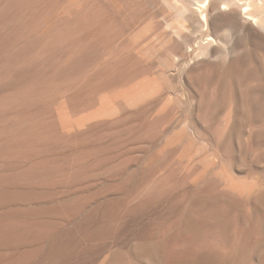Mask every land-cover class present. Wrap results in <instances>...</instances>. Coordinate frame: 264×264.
<instances>
[{
    "label": "rangeland",
    "instance_id": "rangeland-1",
    "mask_svg": "<svg viewBox=\"0 0 264 264\" xmlns=\"http://www.w3.org/2000/svg\"><path fill=\"white\" fill-rule=\"evenodd\" d=\"M176 24L160 0H0V264H264V31L194 60L206 29L188 51Z\"/></svg>",
    "mask_w": 264,
    "mask_h": 264
},
{
    "label": "bare ground",
    "instance_id": "bare-ground-1",
    "mask_svg": "<svg viewBox=\"0 0 264 264\" xmlns=\"http://www.w3.org/2000/svg\"><path fill=\"white\" fill-rule=\"evenodd\" d=\"M163 4H165L168 8H170L172 11H174L176 19H177V24L176 27L173 30V36L176 37L177 41L178 39L181 40V44L182 46H187L188 42H187V37L185 38V33L183 35V31L185 30L184 27V23L185 22H190L192 24H194V28L195 29H201L202 27L205 28L201 29L204 30L205 33L201 32L202 36L197 37L196 39H193L194 41L197 40L200 41L198 44H196V47L193 46L195 48L194 52L197 53L196 57L199 56L198 54L205 55V57L209 58V56H207V53L210 47H213V50L215 48V52H216V48H219L220 51L222 50L224 52V54L222 55H230L229 53H226V48L224 49L223 46L225 45H232L231 42L233 43V35L234 33H238L240 32L241 36L244 34L247 35L248 31L252 28L251 25H255L258 26V28H260L261 30L264 31V0H160ZM93 2V1H92ZM44 3V2H43ZM41 4V3H40ZM73 5V4H72ZM40 7V6H39ZM42 10V9H41ZM40 11V10H39ZM84 11V10H83ZM82 11V12H83ZM257 11H259V13H257ZM81 14V13H80ZM79 16V15H78ZM87 17V16H86ZM223 17V18H221ZM225 17V18H224ZM76 18V17H75ZM62 19V18H61ZM263 19V20H262ZM75 21V19H73ZM72 20V21H73ZM21 21V20H20ZM71 21V20H70ZM15 22V21H14ZM69 24V23H68ZM64 25V24H63ZM106 25V24H105ZM191 25V24H190ZM103 27V26H102ZM201 27V28H200ZM251 27V28H250ZM46 30V29H45ZM44 30V31H45ZM153 30V28H152ZM196 31V30H194ZM252 32V30H250ZM249 31V32H250ZM255 31V30H254ZM171 33V31H170ZM191 33V32H190ZM49 34V33H48ZM237 35V34H236ZM249 35L248 34V39H249ZM253 35V34H252ZM188 36V35H187ZM195 36V35H194ZM189 37V36H188ZM190 38H188V40L190 41ZM234 38V37H233ZM247 38V36H246ZM251 38V36H250ZM200 39V40H199ZM27 40V39H26ZM175 40V41H176ZM191 40V41H193ZM258 40V39H257ZM190 41V42H191ZM240 42V41H239ZM255 42V40H254ZM178 43V42H177ZM195 43V42H194ZM192 42L191 45L194 44ZM256 43V42H255ZM254 43V44H255ZM179 44V43H178ZM235 44V42H234ZM78 45V44H77ZM228 45V47H229ZM236 45V44H235ZM181 46V45H180ZM256 46V45H255ZM190 47V46H189ZM231 47V46H230ZM184 48V47H183ZM182 48V49H183ZM188 48L185 47V49ZM240 48V47H239ZM183 49V50H185ZM189 49V48H188ZM191 50L193 48H190ZM188 51H191V50ZM217 49V50H219ZM229 49V48H228ZM227 49V50H228ZM211 50V49H210ZM186 51V50H185ZM184 52V51H183ZM220 52V53H223ZM230 52V51H227ZM150 53V52H149ZM192 54L191 52H187V54ZM219 53V54H220ZM185 54V53H184ZM210 54V52H209ZM214 54V52H213ZM216 54V53H215ZM214 54V55H215ZM218 54V52H217ZM219 54L217 55L218 58ZM203 55V56H204ZM221 55V60H223L222 58L224 56ZM151 56V55H150ZM211 56V55H210ZM225 56V58H226ZM184 58V56H182ZM182 58V60H183ZM192 58V57H191ZM211 58V57H210ZM229 58V57H227ZM142 59V58H141ZM147 59V58H146ZM188 61L189 58H187ZM203 59V58H202ZM201 59V60H202ZM139 60V59H138ZM143 60V59H142ZM193 60V58H192ZM193 60V62H194ZM200 60V59H199ZM225 60V59H224ZM232 60V58H231ZM230 60V61H231ZM229 61V59H228ZM194 64V63H193ZM229 64V63H228ZM189 65V64H188ZM76 66V65H75ZM230 66V65H229ZM188 67V66H187ZM225 68V67H224ZM229 68V67H228ZM119 70V69H118ZM103 72V71H101ZM234 77V76H233ZM149 78V77H148ZM98 79V78H97ZM198 80V79H197ZM144 88V87H143ZM143 88H139L137 90L134 91H130L127 94V97L124 99V103L125 104H129V103H135L137 102L139 99L142 98L143 93H148V91H146ZM125 89V88H124ZM202 89V88H201ZM253 91V90H252ZM143 92V93H142ZM240 96V95H239ZM237 97V96H236ZM243 101V100H242ZM120 102V101H119ZM224 103V102H223ZM117 104V103H116ZM115 104V105H116ZM242 105V104H241ZM254 105V104H253ZM221 106V105H220ZM217 108V107H216ZM239 109V108H238ZM115 110L114 106H109L107 107L106 112L108 113H112ZM119 111V110H118ZM236 111V109H235ZM217 113V112H216ZM236 113V112H235ZM237 114V113H236ZM254 114V113H253ZM246 115V114H245ZM236 116V115H235ZM234 117V116H233ZM255 117V116H253ZM260 117V116H259ZM231 114L229 113V115L227 116V125L231 119ZM255 119V118H254ZM158 127V126H157ZM192 129V127L190 128ZM189 130V129H188ZM194 131V130H193ZM193 131H191L193 133ZM248 132V131H247ZM191 134V133H190ZM189 136V135H188ZM195 136V134H194ZM196 139V137H193ZM258 138V137H257ZM189 139V138H188ZM203 141V140H202ZM201 141V143H202ZM182 142V141H181ZM231 143V142H230ZM253 143V142H252ZM199 144V143H198ZM232 144V143H231ZM239 144V143H238ZM203 145V144H201ZM205 145V143H204ZM208 145V144H206ZM210 145V144H209ZM227 146V144H225ZM194 146V145H193ZM225 146V147H226ZM202 147V146H200ZM206 147V146H205ZM212 147V146H211ZM210 147L209 150V154L210 157L212 156L213 159L215 160V169H216V174L218 173V175H221L222 177V183L224 184V186H226L228 188V190L230 189L232 192L237 193L239 196H253L256 194L258 195V189H259V182L256 179H247V180H243V181H237V182H233L232 178L230 177V173L228 174L226 172V168H228V165L225 164L224 157L221 155V153L218 150L212 149ZM224 147V146H223ZM209 148V147H208ZM226 148H224L225 150ZM207 150V149H206ZM222 150V149H221ZM204 151V150H203ZM197 152V151H196ZM227 153V152H226ZM224 154V152H223ZM228 155V153L226 154ZM227 157V156H225ZM246 157V156H245ZM180 158V157H179ZM229 159V158H227ZM210 161V159H209ZM227 162V161H226ZM251 162V161H250ZM228 164V163H227ZM213 167V166H212ZM228 171V169H227ZM226 172V173H225ZM226 174V175H225ZM204 175V174H203ZM213 175V174H212ZM232 176V175H231ZM217 177V176H216ZM234 178V177H233ZM245 179V178H243ZM235 180H237L235 178ZM240 180V179H239ZM262 182V181H261ZM223 186V187H224ZM194 190V189H193ZM261 192V191H260ZM263 193V191H262ZM262 193H260V195H258V197H260L261 199L263 198V201L261 204V206H263L264 209V193L262 195ZM216 197V196H215ZM257 197V198H258ZM255 198V199H257ZM260 198H258V202L261 200ZM226 200V199H225ZM257 203H255L257 205ZM206 207V206H205ZM257 208V207H256ZM260 210V213L262 211H264L260 208H257ZM259 213V211H256ZM259 213V215H261ZM261 218V217H260ZM263 218V217H262ZM246 237V236H245ZM236 247V246H235ZM241 248V247H240ZM235 253V252H234ZM240 253V252H239ZM235 256V255H234Z\"/></svg>",
    "mask_w": 264,
    "mask_h": 264
}]
</instances>
